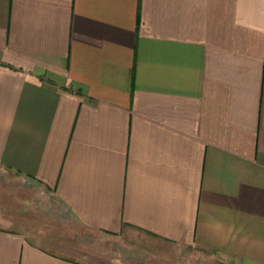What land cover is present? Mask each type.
Wrapping results in <instances>:
<instances>
[{
  "label": "crops",
  "instance_id": "crops-1",
  "mask_svg": "<svg viewBox=\"0 0 264 264\" xmlns=\"http://www.w3.org/2000/svg\"><path fill=\"white\" fill-rule=\"evenodd\" d=\"M0 170L85 238L19 200L0 264H264V0H0Z\"/></svg>",
  "mask_w": 264,
  "mask_h": 264
},
{
  "label": "rangeland",
  "instance_id": "rangeland-1",
  "mask_svg": "<svg viewBox=\"0 0 264 264\" xmlns=\"http://www.w3.org/2000/svg\"><path fill=\"white\" fill-rule=\"evenodd\" d=\"M12 193L16 194L18 200H7L12 196ZM26 198L32 200L33 207L37 212H42L43 217L48 220L49 226H54L57 229L66 228L69 235L73 234V238L85 240V238L77 235V229H73L72 224L60 217V214L54 209L55 202L53 200L55 198L44 188L35 183L31 184L29 179H15L8 172L0 170V199H4L0 200V206H4L2 212L8 209L7 206ZM4 214L8 215L7 212H4ZM21 216H23V213H21ZM73 231L74 233H72ZM113 247L118 248L116 243Z\"/></svg>",
  "mask_w": 264,
  "mask_h": 264
}]
</instances>
